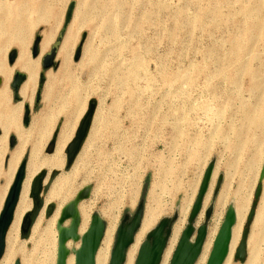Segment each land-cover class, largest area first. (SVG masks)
<instances>
[{"label": "rangeland", "instance_id": "rangeland-1", "mask_svg": "<svg viewBox=\"0 0 264 264\" xmlns=\"http://www.w3.org/2000/svg\"><path fill=\"white\" fill-rule=\"evenodd\" d=\"M62 32L58 50L68 39L66 55L44 72L42 59ZM37 37L50 45L23 84L31 105L25 127L23 100L15 101L11 88L19 64L10 65L9 56L16 51L36 64ZM0 68V213L22 162L31 182L46 173L31 236L22 238L21 224L11 226L0 264H56L57 221L85 189L89 197L77 204L81 226L94 215L107 226L116 220L108 264L118 228L140 207L142 219L149 209L155 214L151 231L170 222L169 246L177 224L178 239L186 228L211 165L212 183L193 224L216 235L227 212L239 209V241L227 264H264V0H0ZM90 101L97 104L90 133L66 171L65 151L57 164L46 149L54 135L56 142L74 135ZM9 110L14 117L5 124ZM26 191L22 215L33 206ZM244 235L248 248L239 261Z\"/></svg>", "mask_w": 264, "mask_h": 264}, {"label": "water", "instance_id": "water-1", "mask_svg": "<svg viewBox=\"0 0 264 264\" xmlns=\"http://www.w3.org/2000/svg\"><path fill=\"white\" fill-rule=\"evenodd\" d=\"M75 9V3H71L68 12L66 14V22L63 28V31L68 26L69 22L72 19L73 12ZM63 32L59 35L56 43L52 46L50 53L42 59V69L45 72L50 68H56V55L58 51V46L61 42ZM86 39V35L83 34L79 46L76 49L74 55V61L77 62L80 60L82 55V46ZM40 37H37L32 49V56L37 58L40 55ZM17 52L12 51L9 56V64L13 65L17 59ZM45 75L41 73L39 75L38 89L35 95L34 107L40 102L41 92L43 85L45 83ZM26 81V75L21 72H16L13 77L11 88L14 93V100H20L19 92ZM97 104L94 101H90L88 104V109L84 114L78 129L75 133L74 139L67 146L66 154V165L65 170L68 171L75 163L87 137L92 125L94 113L96 111ZM30 121V108L26 107L24 111L23 125L28 126ZM15 143V138H10V146L12 147ZM56 146V135L48 145L46 149L47 154H52ZM213 166H209L205 173L203 180L201 182L197 199L192 207L190 220L187 228L184 230L180 242L176 248V251L173 255L171 264H195L202 250L203 242L206 237L207 227L201 226L198 229V234L195 242L190 243V239L193 237L194 229V220L200 214L204 198L208 191L210 181L212 179ZM26 175V162H22L14 179V183L9 190L8 196L5 201L4 209L0 215V261L4 256L6 250V235L8 229L11 225L14 211L18 203L20 192L22 189V184ZM56 173H52L50 180H54ZM46 179V173L41 172L32 182L31 185V198L33 200V210L24 218L22 227H21V236L22 238H28L30 231L36 219L38 212L42 209V192L44 191L43 183ZM260 195V190L257 191L256 198ZM89 197V191L83 190L78 194V197L75 201L71 202L68 206L62 211V215L59 220V225L64 224L66 221L72 219V224L69 229L61 230L59 236V252H58V262L57 264H64L65 254L62 250V247L67 240L73 239L77 235L78 227L80 220L77 217L78 207L77 204L79 201L85 200ZM52 211L51 207H48L47 214H50ZM255 212L251 211L249 214V221H252L254 218ZM142 208L140 207L130 223L120 226L116 233V240L114 248L111 254L110 264H124L126 254L128 249L134 241L136 232L140 229L142 221ZM235 217L232 210L228 211L225 217V221L215 239L214 246L210 255V258L207 264H223L230 245L231 231L234 225ZM170 222L168 220L162 221L159 226L152 230L148 235L145 243L141 246L139 254L137 257L136 264H160L161 257L165 251L168 236L170 231L168 227ZM105 231L104 223L98 218L92 216V221L88 231L82 238L81 247L76 255V264H95V257L100 246L101 240L103 238ZM246 235L242 238L235 254L236 260L244 261L246 258Z\"/></svg>", "mask_w": 264, "mask_h": 264}, {"label": "bare ground", "instance_id": "bare-ground-1", "mask_svg": "<svg viewBox=\"0 0 264 264\" xmlns=\"http://www.w3.org/2000/svg\"><path fill=\"white\" fill-rule=\"evenodd\" d=\"M9 13V12H8ZM18 24H21L20 22H18ZM21 41L19 40V43H20ZM48 42L47 41H44L42 44H41V46H40V55H39V59H38V62H36V64H33V63H31L28 59H26V57L25 56H22V55H19L18 56V58H17V60H16V65L17 64H19V71L21 72V73H23V74H25L26 75V77L28 78L27 80H32L33 78H34V76H35V73H36V70H37V67L39 68V66H40V61H41V58L43 57V55H44V53L46 52V50L48 49V46L50 45H48L47 44ZM20 48H21V50H23L24 48H25V45H24V42H21L20 44ZM68 46V39H66L64 42H63V44H62V46H61V48H60V50H58L59 52H58V56L56 57L58 60H62L63 59V57L66 55V53H65V51H66V47ZM52 47V46H51ZM50 50H51V48H50ZM1 70H3L2 68H0ZM3 73V72H2ZM38 74V73H37ZM36 85H37V83L35 82V84H34V87H33V91H35V89H36ZM30 89V88H29ZM28 91V84H25V85H22V87H21V89H20V92H19V96H20V98H22V100H23V103H22V106H23V109H24V111L26 110V107L29 105V101L28 102H26L24 99H25V95H26V92ZM30 91V90H29ZM29 93V92H28ZM35 93V92H34ZM3 97V96H2ZM27 100V99H26ZM1 102H3V101H1ZM32 104V103H31ZM29 106H31V105H29ZM28 108V107H27ZM96 112V111H95ZM15 112H14V110H9V114L7 115V114H5L4 115V119H5V124H9V123H11V120H13V117H14V114ZM86 112H84V114H85ZM84 114H83V116H84ZM95 114V113H94ZM83 116H82V118H83ZM95 116V115H94ZM82 118L80 119V121H79V123H78V126H79V124H80V122H81V120H82ZM93 119H94V117H93ZM93 122V121H92ZM78 126L75 128V131L73 132V136H72V134L71 135H69V136H64L63 138H61V140L59 141L58 140V138H57V142H56V146H55V151H54V154L52 155V159H51V161L53 162V163H59V162H61V159L62 158H60V155H61V152H63V151H66V148H67V146L70 144V142L74 139V137H75V133H76V131H77V129H78ZM91 127H92V125H91ZM90 130H91V128H90ZM89 133H90V131H89ZM89 135V134H88ZM88 138V137H87ZM87 140V139H86ZM86 142V141H85ZM85 144V143H84ZM84 146V145H83ZM83 148V147H82ZM82 150V149H81ZM81 152V151H80ZM80 154V153H79ZM43 171V170H42ZM41 171V172H42ZM41 172H39L38 173V175L41 173ZM38 175H36L35 176V178L38 176ZM213 175L214 174H212V178H213ZM34 178V179H35ZM33 179V180H34ZM33 180H32V182H33ZM32 182L30 181V179L29 178H27L26 176H25V178H24V181H23V184H22V189H21V192H20V197H19V200H18V203H17V205H16V208H15V211H14V215H13V219H12V222H11V225H10V227L11 226H15V223H16V225L18 226V225H20V233H21V227H22V224H23V221H24V218L26 217V215L27 214H29L30 212H32V210H33V206H34V204H33V206H32V209L30 210V211H27L26 213H24L23 215H22V213H20L19 212V205H21L22 204V199H23V197L26 195L25 194V192H23V190H24V188L25 187H27V191H26V193H27V195H28V197L32 200V198H31V196H30V194H31V185H32ZM211 183H212V179H211V181H210V185H209V188H208V191H209V189H210V186H211ZM31 184V185H30ZM46 186V182H45V180H44V183H43V188ZM208 191H207V193H208ZM207 193H206V195H207ZM41 198H42V196H41ZM205 198H206V196H205ZM32 202H33V200H32ZM69 204H70V202H69ZM68 204V205H69ZM67 205V206H68ZM194 205V204H193ZM43 207H44V205H43ZM43 207H42V209H43ZM48 207H50V205L48 206ZM48 207H47V209H48ZM66 207V206H65ZM64 207V208H65ZM193 207V206H192ZM64 208H63V210H64ZM41 209V210H42ZM45 209H46V206H45ZM47 209H46V211H47ZM62 210V211H63ZM202 211V210H201ZM233 211V213H234V217H235V221H234V225H233V227H232V231H231V239H230V245H229V249H228V254H227V256H226V258H225V260H224V262H223V264H227L228 262H230V260H231V258H232V256H233V253H234V250H235V248H236V245H237V243H238V241H239V234H240V231H239V227H234L235 226V224H236V220L238 219V217H239V209H237V210H232ZM41 212V211H40ZM40 212H39V214H40ZM188 212V211H187ZM38 214V215H39ZM0 215H1V213H0ZM61 215H62V212H61V214H60V217H61ZM185 216V215H184ZM60 217H59V219H58V221H57V224H56V226L58 225V229H57V232H58V247H57V258H56V264H57V262H58V252H59V236H60V231L61 230H67V229H69L70 228V226H71V224H72V219H70V220H68L69 221V225L67 226V227H65L64 226V224L67 222H65L64 224H62V225H59V220H60ZM77 217L79 218V220H80V224H79V227H78V231H77V235H76V237L75 238H73V239H70V240H67L66 241V243L64 244V246L62 247V250L64 251V254H65V259H64V264H76V255H77V253H78V251H79V249H80V247H81V243H82V238H83V236L85 235V233L88 231V229H89V227H90V224H91V221H92V216H91V218H90V223H89V226H88V228L86 229V223H87V221L88 220H86V219H84V221H83V224H82V226H81V217H80V213H79V210L77 211ZM85 216H83V218H84ZM95 217H98L103 223H104V225H105V231H104V235H103V238H102V240H101V243H100V246H99V248H98V251H97V254H96V257H95V264H108V260H109V257H110V247H111V244H112V241H113V237H114V234H115V225H116V220H114V219H112V220H109V225L107 226L106 225V223H105V221L99 216V215H95ZM37 219V218H36ZM22 220V221H21ZM154 220H155V214H154V212H153V210H151V209H149L148 210V212H147V214H146V216L144 217V219L141 221V226H140V229H139V232L137 233V235H135L136 237H134V241H133V243H132V246H131V248H130V250L127 252V254H126V258H125V261H124V264H134V256H135V253H136V251L139 249L140 250V248H141V246L145 243V241H146V239H147V237H145V239H144V236H145V234L151 229V227H152V225H153V223H154ZM257 220H258V217H257ZM36 221V220H35ZM224 221H225V219H224ZM224 221L222 222V224H221V226H220V229H221V227H222V225H223V223H224ZM188 224H189V222L187 223V225H186V228H187V226H188ZM181 225H182V223L180 222L179 224H177V226L175 227V229H174V233H173V236H172V240H171V242H170V244H169V246H168V244H167V246L168 247H166V249H165V251L163 252V254H162V257H161V261H160V264H171V261H172V258H173V255H174V253H175V251H176V248H177V246H178V244H179V242H180V239H181V237H182V234H183V232H184V230L186 229H184L183 231H182V234H181V237H180V239H178V237H179V235H180V232H181ZM34 226V225H33ZM33 226H32V229H31V231H30V236H31V234H32V231H33ZM9 227V228H10ZM200 227L199 226H195L194 225V229H195V232H194V235H193V237L190 239V243L191 244H193L194 242H195V240H196V238H197V234H198V229H199ZM220 229H219V231H220ZM9 230V229H8ZM151 231V230H150ZM149 231V232H150ZM219 231H218V233H219ZM148 232V233H149ZM147 233V234H148ZM218 233H216V235H215V231L213 232V233H208V229H207V233H206V237H205V239H204V242H203V246H202V250H201V253H200V255H199V257H198V259H197V261H196V263L195 264H205L206 263V260H207V256H208V253H209V251H210V248H211V245H212V240H213V238L214 239H216V237H217V235H218ZM8 234V233H7ZM29 236V237H30ZM147 236V235H146ZM6 237H7V235H6ZM171 237V236H170ZM144 239V240H143ZM170 240V239H169ZM214 242H215V240H214ZM74 245H78V248L76 249V247L74 246ZM250 245H251V243H250ZM213 246H214V243H213ZM213 246H212V249H213ZM248 248V244H246V249ZM113 250V249H112ZM211 252H212V250H211ZM211 252H210V255H211ZM111 254H112V252H111ZM138 254H139V252H138ZM235 254H236V252H235ZM5 255V254H4ZM210 255H209V258H210ZM137 257H138V255H137ZM209 258H208V260H209ZM2 259H4V256L2 257ZM2 259H1V261H0V263L2 262ZM110 260H111V258H110ZM208 260H207V262H208ZM136 261H137V258H136ZM135 264H136V262H135ZM207 264V263H206Z\"/></svg>", "mask_w": 264, "mask_h": 264}, {"label": "crops", "instance_id": "crops-1", "mask_svg": "<svg viewBox=\"0 0 264 264\" xmlns=\"http://www.w3.org/2000/svg\"><path fill=\"white\" fill-rule=\"evenodd\" d=\"M46 77V76H45Z\"/></svg>", "mask_w": 264, "mask_h": 264}]
</instances>
